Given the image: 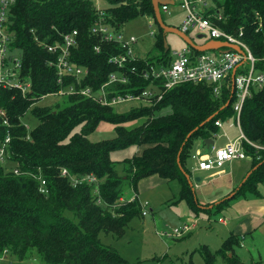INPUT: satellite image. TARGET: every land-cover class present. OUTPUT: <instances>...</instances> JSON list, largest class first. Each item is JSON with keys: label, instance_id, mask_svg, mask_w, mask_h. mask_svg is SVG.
Segmentation results:
<instances>
[{"label": "trees", "instance_id": "obj_1", "mask_svg": "<svg viewBox=\"0 0 264 264\" xmlns=\"http://www.w3.org/2000/svg\"><path fill=\"white\" fill-rule=\"evenodd\" d=\"M111 2L112 8L100 11L92 0H16L11 10V49L22 56V77L30 79L31 90L23 94L16 89H0V148L10 136L5 159L15 164L13 170L0 166V256L9 251L24 260L36 250L50 264H130L99 237L101 232L122 237L131 220L139 217L137 198L121 201L126 186L138 194L140 181L150 176L176 182L180 198L197 215L220 213L238 196H259L258 188L264 186V88L252 90L238 124L251 171L256 169L233 190V197L213 204H202L196 197L186 176L192 177L187 162L196 140H210L219 133L217 121L236 119L235 93L223 89L217 96L213 84L184 83L166 91L161 101L140 103L125 114L80 93L87 87L96 92L112 74L123 72L109 60L124 54L125 49L94 35V26L105 24L119 30L139 16L154 18L157 24L151 0ZM221 5L226 18L221 27L237 36L242 30V39L257 59L256 71L264 72V0H224ZM73 31L78 33V47L72 50V62L86 68L88 75L80 82L65 77L59 83L57 69L50 65L56 56L41 43H62ZM165 41L159 28L149 55L126 64L124 71L130 82L112 84L108 97L147 89L152 77L145 78L144 72L170 57ZM72 84L76 93L68 95L62 105L57 104L56 108L62 106L59 110L37 105ZM163 109L170 112L157 113ZM29 112L38 119L32 130L23 122ZM143 119L142 125L126 128ZM102 122L115 126L113 136L91 141L89 137ZM132 146L141 151L122 161L112 160V152ZM64 170L69 177L63 176ZM84 176L97 181L73 184L70 180ZM40 178L46 182V194L40 192ZM239 246L241 239L235 235L216 253L204 245V264H245L237 254Z\"/></svg>", "mask_w": 264, "mask_h": 264}, {"label": "rangeland", "instance_id": "obj_2", "mask_svg": "<svg viewBox=\"0 0 264 264\" xmlns=\"http://www.w3.org/2000/svg\"><path fill=\"white\" fill-rule=\"evenodd\" d=\"M175 1L176 5H171L168 12H162V18L167 25L181 27L186 12L179 6L181 0ZM92 2L100 11H105L113 6L111 0H92ZM120 31L126 39L131 36H135L138 39L137 45L134 46L135 53L138 57L144 58L151 52L159 28L156 23L151 21V18L139 16L127 22ZM197 35L196 31L189 33V36L196 44L202 45L206 43L207 39H197ZM166 41L172 52L186 47V43L174 34H168ZM211 53L214 54V52ZM70 91L72 92V89ZM68 95L69 92L65 96H48L38 102L37 105L56 108L57 104H63ZM61 105H58L56 110L62 108ZM139 106V102L130 101L117 104L114 108L118 114H125L132 108ZM169 112V109H163L157 113L166 115ZM235 120L232 117L222 123L232 139L240 136ZM23 122L29 130H32L38 124V119L29 112L24 117ZM144 122L145 119L139 120L126 126V128L130 130L142 125ZM114 128V125L102 122L97 131L89 138L93 142L109 139L114 134ZM225 142V138L217 139L218 146L223 145ZM199 147L194 143V154L197 150L201 151ZM136 151V146L114 151L111 153V158L114 161H122L132 157ZM192 154L193 152L191 156ZM0 166H4L6 170L15 168V164L7 161L4 164H0ZM195 167V161L191 159L187 163V168L192 174L191 181L193 184L199 185L195 190L196 197L200 201H206L205 199L213 193L214 187H203L201 183L211 171L202 172L195 170ZM223 169L226 170V175L222 181L223 185L216 187V183V189L224 187L229 179H234L235 183L240 185L251 171V161L250 159H237L226 163ZM118 170L119 174L122 175V166H119ZM83 178L91 179L92 177L84 176ZM198 178L202 180L198 181ZM138 189L139 198H137L138 194L134 192V189L129 186L125 187L122 196V202L137 198L140 205L139 217L131 220L125 234L122 237L105 232L99 234L102 243L113 247L130 264H204L202 247L207 245L212 253H216L232 232L241 234L242 245L237 248V253L245 264H264V218H262L264 215L260 214L264 209L263 185L258 188L259 196H238L232 202L231 208H228L229 210L222 213H214L211 217L205 213L195 214L189 208L187 202L180 198V188L176 182H168L159 176H150L140 181ZM252 207L256 209H248ZM143 211H146L147 215L144 216ZM248 212L251 214H247ZM66 215L71 219L74 217L69 212ZM236 215L238 220L235 219ZM219 217L229 219L228 225L225 226L220 223ZM186 226L190 229L181 236L168 235L172 234L175 229L183 230ZM0 264L50 263L45 261L36 250H31L24 260H18L11 252L4 251L0 256Z\"/></svg>", "mask_w": 264, "mask_h": 264}, {"label": "built area", "instance_id": "obj_3", "mask_svg": "<svg viewBox=\"0 0 264 264\" xmlns=\"http://www.w3.org/2000/svg\"><path fill=\"white\" fill-rule=\"evenodd\" d=\"M170 1V4L160 5L161 14L162 12H168L171 5H176L175 0ZM223 1L181 0L179 6L186 12V15L181 27L177 28L187 35L191 31H196L198 35H206L207 41L214 40L237 45L242 50V53L235 50L222 49L200 52L199 55H196L193 48L186 44V47L181 50L171 51L170 57L163 59L158 67L152 66L150 71L144 72L145 78L149 79L152 77L150 86L147 89L138 94L130 92L124 94L116 93L110 98L108 97V89L112 84L127 85L130 82L129 76L124 71L126 64L146 57L140 58L136 55L134 46L137 45L138 39L135 36L126 39L120 31L121 29L114 30L109 25L98 24L92 29L94 35L102 37L106 42L118 43L125 49L124 54L114 56L109 60L110 64L122 69L123 72L121 74H112L109 81L96 92L87 87L81 89L80 93L97 100L102 105L108 106H116L117 104L130 101L151 104L154 101H161L166 91L178 85L184 83H209L215 86L214 92L217 96H220L223 89H229L235 93L236 101L233 105V110L239 124L243 105L251 96L252 90L264 88V72L256 71L257 59L242 39V30L237 36L221 27L220 23L226 20L224 9L221 5ZM15 4L16 0H0V89H16L26 94L31 90V81L27 77H22L21 54L11 49L14 39L13 34L10 32V18L11 10ZM151 21L156 23L154 18H151ZM77 35V31H73L64 36L62 43H41L49 53L56 56V61H52L50 65L57 69L59 83H62L65 77H74L80 82L81 79L88 75L86 68L79 67L72 62V50L78 47ZM96 50L99 51L98 48ZM211 52H214V54ZM234 70H236V73L233 78ZM71 89L72 92L70 91ZM68 92L69 95L76 93L74 84L63 88L57 95L65 96ZM216 126L220 127L221 122L217 121ZM244 139V135L241 134L239 139L214 149L210 155H202L199 152L192 155V160L195 161V170L218 171L228 162L237 159H248L249 157H247L243 147ZM10 140L11 138L8 136L4 145L0 148V164L6 162V147ZM15 173H18V171H15ZM63 176L69 177L66 170L63 171ZM40 180V192L46 194V182L41 178ZM70 180L73 184L81 182L94 183L97 181L94 177L91 179H73V177H70ZM133 200L134 198L129 201ZM143 215H147V212L143 211ZM220 221L224 222L223 219H220ZM189 229L188 226L183 230L175 229L172 234L168 235L181 236L184 232H188Z\"/></svg>", "mask_w": 264, "mask_h": 264}, {"label": "crops", "instance_id": "obj_4", "mask_svg": "<svg viewBox=\"0 0 264 264\" xmlns=\"http://www.w3.org/2000/svg\"><path fill=\"white\" fill-rule=\"evenodd\" d=\"M176 27V26H175ZM221 122V126L220 127H218L219 128V133L218 134H216L215 136H213V138L212 139H210V141H212L213 143H211V142H209L208 144H206V140L205 141H203V140H197V141H195V144H197V146H200L199 147V149H201V151L200 150H197V152L196 153H200V154H202V155H210V154H212L213 153V151H214V149H218V148H220V147H223V146H225L226 144H228V142H230V141H234V140H237V139H239L240 138V136H241V134H242V132H241V129H240V127H239V125H238V123L236 122V120H235V124H236V127H237V129H238V131H239V134H240V136L239 137H237V138H235V139H232L231 137H230V133L228 132V131H226L225 129H224V124H222L223 122L222 121H220ZM233 128V127H232ZM219 138H225L226 139V142L223 144V145H221V146H218L217 145V139H219ZM141 150L140 149H137V151H136V153H138V152H140ZM192 152H193V154L192 155H194V151H193V149H192ZM204 152V153H203ZM195 153V154H196ZM192 159V156H191V158L188 160V162L190 161ZM249 159V158H248ZM251 161V160H250ZM187 162V163H188ZM202 172H206V171H202ZM209 172V171H208ZM226 175V170L225 169H221V170H218V171H211V173H209V174H207L205 177H204V179H203V182L201 183V185L203 186V187H207V186H212V188H213V193L209 196V197H207V199H205L206 201H200L202 204H213V203H218L220 200H222V199H225V198H229V194L230 193H232L233 192V190L234 189H236L237 187H239L240 185H238V183H235V180L234 179H232V180H228V182H226L227 184L224 186V187H220V188H217L216 189V187H219L220 185H223V183H222V181H223V179H224V176ZM199 179V180H198ZM197 180L198 181H200V180H202L201 178H198ZM193 183V182H192ZM217 183V184H216ZM215 184H216V187H215ZM139 186V185H138ZM193 186H194V188H195V190L198 188L197 186H199V185H194L193 184ZM200 188V187H199ZM216 189V190H215ZM139 189H137V191H138ZM138 198H139V193H138ZM234 201V200H233ZM232 201V202H233ZM232 202L231 203H229V205H227V207L222 211V212H224V211H226V210H229L230 208H231V206H232ZM210 208H212V206H210ZM229 208V209H228ZM248 209H256V208H254V207H252V208H248ZM222 212H220V213H222ZM206 214V213H205ZM247 214H251L250 212H248ZM261 215H264V209H263V211H262V213H260ZM209 217H211V215H208ZM262 218H264V217H262ZM220 219H223V221L224 222H221L220 221ZM235 219H237L238 220V216L236 215L235 216ZM219 222L220 223H222L223 225H225V226H227L228 225V222H229V219H226V218H224V217H219ZM231 235H235V236H237L238 238H240V236H241V234L240 233H234V232H232L231 233ZM230 235V236H231ZM242 241V240H241ZM241 245H242V242H241ZM238 254V253H237ZM239 255V254H238ZM239 257L241 258V256L239 255ZM242 259V258H241ZM243 260V259H242Z\"/></svg>", "mask_w": 264, "mask_h": 264}, {"label": "water", "instance_id": "obj_5", "mask_svg": "<svg viewBox=\"0 0 264 264\" xmlns=\"http://www.w3.org/2000/svg\"><path fill=\"white\" fill-rule=\"evenodd\" d=\"M152 1V5H153V10H154V15L158 24V27L161 28L163 30V33L165 36H167L168 34H174L178 37H180L187 45H189L190 47H192L194 50L198 51V52H206V51H218V50H222V49H230V50H235L237 52L242 53V50L240 49L239 46L237 45H233V44H229L227 42H220V41H214V40H210V41H206V43L202 44V45H198L196 44L193 39L183 33L179 28L175 27V26H171V25H167L162 18V14L160 12V5H164V4H170L171 1L170 0H151ZM197 39H206V35H197L196 37ZM165 46L166 49H169V46L167 44V41H165ZM236 73V70H234L232 77L234 78ZM213 117L209 118L206 122H209L212 120ZM205 122V123H206ZM205 123H202L201 126H204ZM198 129V128H197ZM196 129V130H197ZM193 133V132H192ZM192 133H190L188 135L189 139L192 135ZM209 142L213 143L210 140H206V144H208ZM178 163H180L179 158H178ZM180 168L182 169V167L180 166ZM256 168H254L252 171H250L248 173V175L246 176V178L243 180V182L240 184V186H242V184L250 177V175L252 174V172L255 170ZM183 170V169H182ZM187 179L189 180V183L191 185H193L192 181H191V177L187 174ZM199 180V179H198ZM239 186V187H240ZM234 193H232L229 198L233 197Z\"/></svg>", "mask_w": 264, "mask_h": 264}]
</instances>
